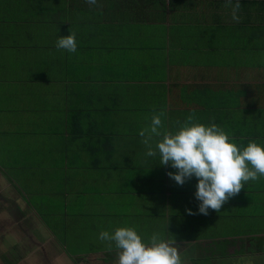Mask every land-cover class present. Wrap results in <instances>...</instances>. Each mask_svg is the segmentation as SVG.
<instances>
[{
	"label": "crops",
	"instance_id": "crops-1",
	"mask_svg": "<svg viewBox=\"0 0 264 264\" xmlns=\"http://www.w3.org/2000/svg\"><path fill=\"white\" fill-rule=\"evenodd\" d=\"M239 2L236 22L227 0H0V264H115L99 234L121 227L184 264H264V177L205 216L139 136L163 110L162 131L193 115L264 147V0Z\"/></svg>",
	"mask_w": 264,
	"mask_h": 264
},
{
	"label": "clouds",
	"instance_id": "clouds-1",
	"mask_svg": "<svg viewBox=\"0 0 264 264\" xmlns=\"http://www.w3.org/2000/svg\"><path fill=\"white\" fill-rule=\"evenodd\" d=\"M85 2L97 5V0ZM228 6L232 8V20L239 22V0L234 5L232 0H227L225 7ZM55 46L75 53V33L59 37ZM164 116L163 110L154 114L150 125L139 132L147 149L146 156L158 154L160 165L175 169V173L167 175L178 185L193 177L198 180L195 198L200 202L199 214L207 216L209 209L219 212L230 198L240 193L244 183L264 177V147L256 142H250L241 151L221 127L215 123L210 126L194 123L193 115L183 123L177 122V131H162ZM154 138H159L155 140V147ZM188 214L195 213L189 210ZM99 239L107 242L110 249L114 243L118 250L115 264H184L175 241L164 240L159 233H153L150 241L144 243L134 228L121 227L112 234L102 231Z\"/></svg>",
	"mask_w": 264,
	"mask_h": 264
}]
</instances>
